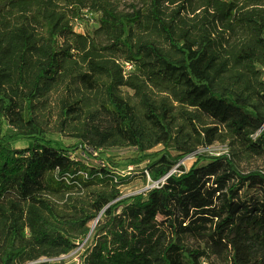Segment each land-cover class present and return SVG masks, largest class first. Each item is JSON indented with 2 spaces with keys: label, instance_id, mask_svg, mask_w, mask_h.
<instances>
[{
  "label": "trees",
  "instance_id": "1",
  "mask_svg": "<svg viewBox=\"0 0 264 264\" xmlns=\"http://www.w3.org/2000/svg\"><path fill=\"white\" fill-rule=\"evenodd\" d=\"M248 1L0 0V264H66L43 259L90 236L81 264H264V162L242 168L264 160V0ZM53 108L73 143L48 136ZM215 142L229 152H199ZM143 164L165 181L123 197L116 171Z\"/></svg>",
  "mask_w": 264,
  "mask_h": 264
},
{
  "label": "rangeland",
  "instance_id": "2",
  "mask_svg": "<svg viewBox=\"0 0 264 264\" xmlns=\"http://www.w3.org/2000/svg\"><path fill=\"white\" fill-rule=\"evenodd\" d=\"M145 1L147 0H114L115 4H118L120 10L125 12H131L133 11L134 7L141 8L143 7ZM201 0H198V3ZM241 5L246 6L247 8H250L251 1L248 0H239ZM183 3V0H175V3H169L166 2L165 5L168 7L167 11H171L172 9L176 8L178 5ZM200 12V11H197ZM89 12H87V15ZM184 14V12L182 13ZM189 17L193 18L195 16L194 13L191 11H188L187 13ZM98 15H90L88 22H75V28H78L79 30L84 27V25H87V29H94L96 28V20ZM86 25L84 27V30L86 29ZM216 30H220V26L216 27ZM126 92H129L131 95L133 94V91L127 88H124ZM57 95L54 96L56 98ZM55 109H52V115L50 118V124H51V130L48 136L55 140H60L66 144L73 143L76 139L72 136V131L68 130L66 127H63L61 125L62 120L60 119V116L57 113H54ZM26 143H20L17 146L18 147H24ZM163 146H158L157 148H162ZM106 153L114 160H118L121 158H127L132 157L136 155V148L134 147H127V148H111V149H105ZM199 152L205 153V154H211V155H220L229 152V146L227 144H222L220 142H215L213 145L210 146H204L199 149ZM75 158H78L87 164H93L95 166H99V163L96 162L92 158H85L84 154L81 150H78L74 155ZM195 161V156L190 155L185 158H183L180 163L173 169L172 172H177L179 170V166L182 165L185 167V169H189ZM263 159H255L251 160L250 162H242V168L248 170L253 168H259L263 164ZM143 173L147 174V178L144 177ZM117 176H121L124 178V183L121 185L123 197L131 196L134 194L139 193H145L149 191L150 189L156 187L159 185L160 182H164L166 177L163 178L161 181H153L150 175L148 174L145 164L140 166H134L131 165L128 170H122V171H116L115 173ZM94 224V223H93ZM91 224V225H93ZM93 241V236H90L88 239H86L84 242L80 243L79 246L70 254L63 255L59 258L55 259H46L43 260L51 261V262H59L64 261L66 264H81V260L83 257V254L85 253L86 249L91 246Z\"/></svg>",
  "mask_w": 264,
  "mask_h": 264
},
{
  "label": "built area",
  "instance_id": "3",
  "mask_svg": "<svg viewBox=\"0 0 264 264\" xmlns=\"http://www.w3.org/2000/svg\"><path fill=\"white\" fill-rule=\"evenodd\" d=\"M76 30H77V31H81V29L79 30L78 28H77ZM125 68H126V70H129V69L132 68V65L129 64V63H125Z\"/></svg>",
  "mask_w": 264,
  "mask_h": 264
},
{
  "label": "water",
  "instance_id": "4",
  "mask_svg": "<svg viewBox=\"0 0 264 264\" xmlns=\"http://www.w3.org/2000/svg\"><path fill=\"white\" fill-rule=\"evenodd\" d=\"M98 220H99V218L95 221V224H94L92 230L94 229V227H95V225L97 224ZM92 230H91V231H92Z\"/></svg>",
  "mask_w": 264,
  "mask_h": 264
},
{
  "label": "bare ground",
  "instance_id": "5",
  "mask_svg": "<svg viewBox=\"0 0 264 264\" xmlns=\"http://www.w3.org/2000/svg\"><path fill=\"white\" fill-rule=\"evenodd\" d=\"M94 224H95V223H94ZM94 224L92 225V228H93Z\"/></svg>",
  "mask_w": 264,
  "mask_h": 264
}]
</instances>
